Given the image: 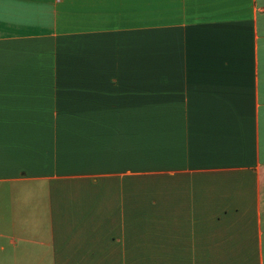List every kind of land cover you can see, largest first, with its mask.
Instances as JSON below:
<instances>
[{"label": "crops", "instance_id": "1", "mask_svg": "<svg viewBox=\"0 0 264 264\" xmlns=\"http://www.w3.org/2000/svg\"><path fill=\"white\" fill-rule=\"evenodd\" d=\"M0 264H264V0H0Z\"/></svg>", "mask_w": 264, "mask_h": 264}]
</instances>
